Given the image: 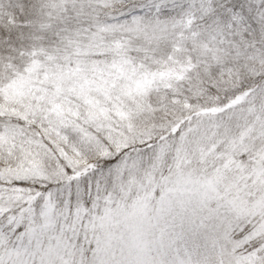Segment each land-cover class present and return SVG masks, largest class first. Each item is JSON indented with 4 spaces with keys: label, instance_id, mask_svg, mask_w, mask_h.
I'll use <instances>...</instances> for the list:
<instances>
[{
    "label": "snow or ice",
    "instance_id": "1",
    "mask_svg": "<svg viewBox=\"0 0 264 264\" xmlns=\"http://www.w3.org/2000/svg\"><path fill=\"white\" fill-rule=\"evenodd\" d=\"M0 264H264V0H0Z\"/></svg>",
    "mask_w": 264,
    "mask_h": 264
}]
</instances>
